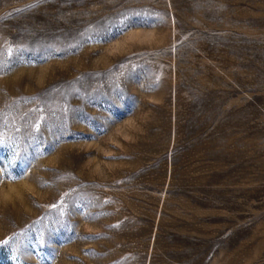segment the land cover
I'll return each instance as SVG.
<instances>
[{
	"label": "rangeland",
	"instance_id": "rangeland-1",
	"mask_svg": "<svg viewBox=\"0 0 264 264\" xmlns=\"http://www.w3.org/2000/svg\"><path fill=\"white\" fill-rule=\"evenodd\" d=\"M0 264H264V0H0Z\"/></svg>",
	"mask_w": 264,
	"mask_h": 264
}]
</instances>
